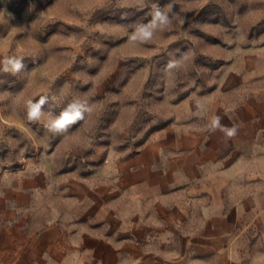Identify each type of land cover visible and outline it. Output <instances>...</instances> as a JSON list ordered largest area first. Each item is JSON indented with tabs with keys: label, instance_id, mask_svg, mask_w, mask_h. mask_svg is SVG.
Segmentation results:
<instances>
[{
	"label": "rangeland",
	"instance_id": "rangeland-1",
	"mask_svg": "<svg viewBox=\"0 0 264 264\" xmlns=\"http://www.w3.org/2000/svg\"><path fill=\"white\" fill-rule=\"evenodd\" d=\"M153 5L173 6L171 25L131 41ZM5 58L25 67L13 75L0 64V199L15 198L22 217L43 207L30 200L36 180V196H58L66 175L121 158L156 129L264 80V0H0ZM42 96L44 115L31 121L28 102ZM74 98L91 112L53 135L49 113Z\"/></svg>",
	"mask_w": 264,
	"mask_h": 264
},
{
	"label": "crops",
	"instance_id": "crops-1",
	"mask_svg": "<svg viewBox=\"0 0 264 264\" xmlns=\"http://www.w3.org/2000/svg\"><path fill=\"white\" fill-rule=\"evenodd\" d=\"M63 178L22 217L0 199V264H264V80Z\"/></svg>",
	"mask_w": 264,
	"mask_h": 264
},
{
	"label": "clouds",
	"instance_id": "clouds-1",
	"mask_svg": "<svg viewBox=\"0 0 264 264\" xmlns=\"http://www.w3.org/2000/svg\"><path fill=\"white\" fill-rule=\"evenodd\" d=\"M172 9V5L166 6V9L158 5H153L150 13L151 19L146 23L137 25L129 39L133 42L147 43L152 39L157 30L163 31L171 25L172 19L170 18V13L172 12ZM0 64L3 65V72L11 73L13 75L19 73L25 67L22 59L15 58H5L3 61H0ZM178 66V63L175 61H171L168 64L169 69ZM47 102V97L44 96L35 101H29L27 112L29 120L39 121L44 115L43 106ZM90 112L91 107L86 101L74 98L66 105L58 116H53L49 113V120L44 126L53 135H59L66 132L69 126L83 120L85 114ZM221 119L222 117L220 116H214L211 120L210 130L213 132L219 130L229 138L234 137L237 134L236 127H228L227 125L221 124Z\"/></svg>",
	"mask_w": 264,
	"mask_h": 264
}]
</instances>
